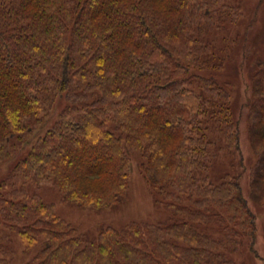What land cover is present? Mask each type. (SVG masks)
Wrapping results in <instances>:
<instances>
[{
    "label": "trees",
    "instance_id": "trees-1",
    "mask_svg": "<svg viewBox=\"0 0 264 264\" xmlns=\"http://www.w3.org/2000/svg\"><path fill=\"white\" fill-rule=\"evenodd\" d=\"M241 16L227 0H0V229L40 245L26 264H238L228 253L253 241L256 218L231 90L206 72L224 66L219 33ZM252 85L251 185L264 203V54ZM222 151L230 169L214 179ZM133 155L168 221L87 237L27 188L51 182L65 203L113 209Z\"/></svg>",
    "mask_w": 264,
    "mask_h": 264
},
{
    "label": "rangeland",
    "instance_id": "rangeland-1",
    "mask_svg": "<svg viewBox=\"0 0 264 264\" xmlns=\"http://www.w3.org/2000/svg\"><path fill=\"white\" fill-rule=\"evenodd\" d=\"M230 5L238 7L243 16L236 24L229 25L219 35L228 40H218L224 47L227 59L222 68L206 74L215 76L221 83L231 90L230 103L233 120L238 127L239 152L236 162V172L240 175V184L248 206L256 218V232L253 241L245 239L242 245L233 253H228L238 264H264V203L252 194V169L257 162V154L252 145V128L249 119L250 106L254 99L252 77L257 69L258 60L264 54V0H227ZM228 47V48H227ZM224 54V55H225ZM59 103L53 111L52 121L45 124L43 129L37 130L34 137L43 133L56 120V115L63 108ZM35 140L33 138L32 142ZM26 147L25 151L27 150ZM23 152V151H22ZM21 152V153H22ZM20 153V154H21ZM227 151L219 153L215 160L212 177L218 179L229 168ZM134 169L130 177L129 189L122 203L113 209L82 208L75 203L62 201V193L51 182L43 183L40 188L31 183L27 184L31 194H39L42 199L55 207L59 216L64 218L78 234L94 237L104 226L117 229L126 227L131 222L158 224L168 221L170 214L156 204L147 182L137 168L140 158L133 155ZM0 245L8 248L6 253L0 254L5 264H26L31 261L39 246L27 249L19 236L8 229H0Z\"/></svg>",
    "mask_w": 264,
    "mask_h": 264
}]
</instances>
